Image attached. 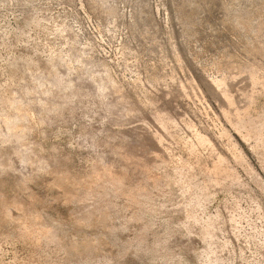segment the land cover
Segmentation results:
<instances>
[{
    "label": "rangeland",
    "instance_id": "374dc122",
    "mask_svg": "<svg viewBox=\"0 0 264 264\" xmlns=\"http://www.w3.org/2000/svg\"><path fill=\"white\" fill-rule=\"evenodd\" d=\"M0 264H264V0H0Z\"/></svg>",
    "mask_w": 264,
    "mask_h": 264
}]
</instances>
